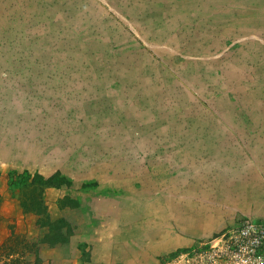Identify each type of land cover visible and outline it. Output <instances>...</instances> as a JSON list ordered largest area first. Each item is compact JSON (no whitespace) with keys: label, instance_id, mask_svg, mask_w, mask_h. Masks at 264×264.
Returning a JSON list of instances; mask_svg holds the SVG:
<instances>
[{"label":"rangeland","instance_id":"rangeland-1","mask_svg":"<svg viewBox=\"0 0 264 264\" xmlns=\"http://www.w3.org/2000/svg\"><path fill=\"white\" fill-rule=\"evenodd\" d=\"M262 140L264 0H0V241L53 176L43 264H193Z\"/></svg>","mask_w":264,"mask_h":264},{"label":"trees","instance_id":"trees-1","mask_svg":"<svg viewBox=\"0 0 264 264\" xmlns=\"http://www.w3.org/2000/svg\"><path fill=\"white\" fill-rule=\"evenodd\" d=\"M54 177L27 173L20 180V204L23 210L35 215L34 226L39 233L28 236L11 227L9 235L0 241V264H43L40 251L68 241L74 232L65 217H54L45 198V189L54 183Z\"/></svg>","mask_w":264,"mask_h":264},{"label":"built area","instance_id":"built-area-1","mask_svg":"<svg viewBox=\"0 0 264 264\" xmlns=\"http://www.w3.org/2000/svg\"><path fill=\"white\" fill-rule=\"evenodd\" d=\"M193 264H264V219L241 217L212 235Z\"/></svg>","mask_w":264,"mask_h":264},{"label":"crops","instance_id":"crops-1","mask_svg":"<svg viewBox=\"0 0 264 264\" xmlns=\"http://www.w3.org/2000/svg\"><path fill=\"white\" fill-rule=\"evenodd\" d=\"M261 148L262 151L258 152L257 149ZM255 150L254 158H248L249 162L246 168L241 166L238 174L224 179L222 203L227 208L228 223L234 221L236 216L264 219L263 140L260 144L255 145Z\"/></svg>","mask_w":264,"mask_h":264}]
</instances>
